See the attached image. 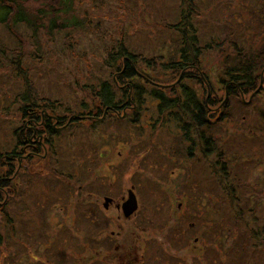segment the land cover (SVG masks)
Here are the masks:
<instances>
[{"label": "rangeland", "instance_id": "obj_1", "mask_svg": "<svg viewBox=\"0 0 264 264\" xmlns=\"http://www.w3.org/2000/svg\"><path fill=\"white\" fill-rule=\"evenodd\" d=\"M26 5L44 17L46 12L39 11L50 9L36 32L0 26V183L16 188L13 203L20 216L13 222L21 229L17 249L0 245V264L16 252V264H47L41 253L47 241L27 236L29 229L41 227L30 210L32 201L42 203L47 194L72 191L67 179L53 178L63 176L87 184L86 189L101 184L103 189L134 185L144 190V233L136 221L140 216L132 223L113 217L105 232H131L138 258L146 250V264L177 263L173 254L182 264H194L196 258L198 264H264L263 74L253 95L228 93L227 82L220 80L226 56L236 55L234 41L253 50L261 45L264 0H73L67 13L60 12L57 0ZM52 12L59 17L56 29L46 22ZM191 22L202 50L211 45L198 59L203 84L193 80L191 87L204 101H220L210 109L217 151L206 160L196 145L194 157L188 156L191 143L184 144L174 121H160L152 98L146 97L139 109L118 108L120 118L97 97L104 82L117 101H125L119 97L130 82L144 86V92L157 86L172 96L169 89L180 75L165 64L179 61L181 31ZM119 53L133 63L136 76L129 82L118 76L126 60H112ZM129 98L134 104L135 98ZM38 140L44 149L39 150ZM5 205L0 213L10 212V203ZM3 216L0 231H6L8 244L12 220ZM177 230L185 243L170 246ZM72 253V260L62 264L97 262L93 251Z\"/></svg>", "mask_w": 264, "mask_h": 264}, {"label": "trees", "instance_id": "obj_2", "mask_svg": "<svg viewBox=\"0 0 264 264\" xmlns=\"http://www.w3.org/2000/svg\"><path fill=\"white\" fill-rule=\"evenodd\" d=\"M29 1L31 0H0V26L5 25L10 29L24 26L25 28L32 29L33 32H36V28L43 27L44 20L50 7L46 6L39 11L41 13L46 12L45 17L43 15H35V12L32 9H29L26 5ZM57 5L58 8H60V12L67 13L66 10L72 8L73 0H57ZM64 15L66 16V14ZM184 17H186L185 23H187L189 18L187 15ZM58 18V14L52 12L51 18L46 22L53 24L55 26L54 29H56V27H58L56 25L59 20ZM65 18L66 21L68 17L66 16ZM64 19H62V21H64ZM194 25L195 24L191 22L189 25L184 26L182 31L179 29L181 31V44L178 50L179 61H173L167 65L165 64L166 70L179 73L180 75L177 81L173 84L176 85V87L172 90L169 89L172 91V96H168L163 89H160L159 91V87L157 86L152 88L153 91L147 93L144 92V86L139 84L134 85L130 82L129 85L127 83L125 86L128 87L126 91L123 90L119 97L125 99V101H117L111 87L104 82L99 86L100 90L97 97L107 110L109 108L114 110L118 108L126 110L127 106L131 107L133 110V107L136 109L143 104L146 97L152 98L157 103L156 112L160 121H174L175 125L181 129L185 140H183L184 144L185 142L191 143L190 148L187 149L189 152L188 156L194 157L195 152L193 151L192 146L196 145L198 151H200L201 155L204 156V160H206L217 151L216 141L212 138L210 133L212 129L211 123L214 120V116H211L212 114H210V109L218 107L217 104L220 101H204L191 87V81L193 80L198 84H203L201 74L200 72H197L200 64L198 59L203 55V50L211 48L210 44H206L202 50L200 47V41L197 39L198 29ZM262 34H264V32ZM232 48L236 55L232 56V58H229L231 55L226 56V66L223 70V77H221L220 80L221 82H227L226 91L228 93L239 95V93L247 94L252 92L251 94L253 95L257 84L259 83L258 76L260 72L263 74L262 78L264 81V38L257 50H253L254 48L250 44L249 47L246 48L244 43L240 40L234 41ZM245 48L247 49L246 51ZM122 57V53H119L116 57L112 58V60L118 61L122 59ZM122 60H126V68L123 72H120L121 74H118L119 80L125 81L127 79L129 82L134 76H136L132 70L133 63L129 58ZM194 68H196L194 73L185 72L186 70H193ZM148 82L149 79L147 83ZM130 89L132 90V93H130ZM129 96L135 98V100H133L134 104ZM119 103H121V105H118ZM47 130H51L50 124H48ZM185 157H187L186 152ZM217 164L218 163L213 167L216 168ZM220 165L221 171L224 175H228L224 165ZM224 180L225 178L222 177L223 182Z\"/></svg>", "mask_w": 264, "mask_h": 264}, {"label": "flooded vegetation", "instance_id": "obj_3", "mask_svg": "<svg viewBox=\"0 0 264 264\" xmlns=\"http://www.w3.org/2000/svg\"><path fill=\"white\" fill-rule=\"evenodd\" d=\"M108 110L118 116V109L114 110L109 108ZM118 117L124 118V115ZM41 133L38 135V139L44 134L43 132ZM43 136L41 138H43ZM38 141L32 143L36 145ZM33 144L32 146L34 147ZM39 144V150L45 148L40 141ZM37 152L38 150H34L32 153ZM53 178L59 179L60 181L63 178L67 179V182H70L69 189L72 191L66 196L60 195V193L47 194V197L42 200V203L32 201L34 208V210H30V213L33 216L32 219L34 221H40L41 227L34 230L29 229L30 233L27 234V236L31 238V241L39 239L47 241L46 248L44 247L41 250L42 255L45 256L44 258L47 264H56L57 262L58 264H62L65 261H71L73 258L72 251L74 253H77L78 251H93L97 262L91 264L147 263V257H145L146 250L144 251V255L138 258L134 244L132 243L131 232L127 231L130 233V236H122V233L119 231H116V233L112 230L108 233L105 232V228H108L111 225V220L131 221L132 223L133 219L140 216L136 221L140 232L144 233L145 223L147 221L146 217L148 219V212H143L144 215L143 213L141 214V192L144 190L140 192L138 187H135L134 185H131V188L119 187L103 189L101 184H98L100 188L93 190V187H90L91 189H86L87 184L85 186H83L82 183L78 184V181L72 180L74 178L70 176ZM15 189L16 188H14L12 184L10 185V182L0 183V206L5 204L9 206V203L11 205L10 212H7L6 210L5 214L4 212L0 213L2 217H4L3 215L7 216L5 219L8 223L12 220V223L9 224L8 228V237H10L8 244L4 240L6 231H0V245H3L5 248L7 245L15 248L17 243H21V240L18 237L21 236V234H19L21 229L13 222V220H16V218L20 216L18 213V203H13L16 194ZM132 199L134 200L133 202L131 201ZM72 202L74 203L72 204V207H68ZM134 206L135 209L132 210ZM2 210L3 207L0 208V212ZM68 219L70 220L67 223ZM192 224L193 223H190V227ZM34 231L35 237L32 236ZM37 231H39V233H37ZM119 235L120 237L122 236L121 239L116 238ZM185 238L186 237L181 230H177L175 235L169 237L168 242H170V246L175 243V246L178 247L185 243ZM11 241H13L15 245H12ZM193 241H196V238H194ZM149 246L150 245L147 244V247ZM17 247H19V245ZM62 250L64 251L62 252ZM67 252L71 253L67 256ZM19 255L20 252H16V254L13 255L14 258H11L10 261L8 260L10 256H8L3 259L1 264H16ZM177 256V254H173V258L177 263L170 258L169 259L173 261L174 264H182L179 261L182 260L181 257ZM88 260H92V257ZM198 261L199 260L196 258L192 262L198 264Z\"/></svg>", "mask_w": 264, "mask_h": 264}, {"label": "water", "instance_id": "obj_4", "mask_svg": "<svg viewBox=\"0 0 264 264\" xmlns=\"http://www.w3.org/2000/svg\"><path fill=\"white\" fill-rule=\"evenodd\" d=\"M132 202L134 201L133 199L131 200ZM135 209V206L132 208V210H134Z\"/></svg>", "mask_w": 264, "mask_h": 264}]
</instances>
